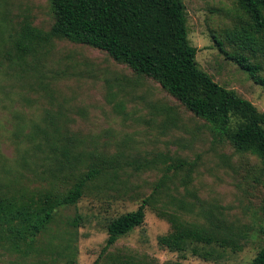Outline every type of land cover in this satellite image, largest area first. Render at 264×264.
Returning <instances> with one entry per match:
<instances>
[{"label":"rangeland","instance_id":"rangeland-1","mask_svg":"<svg viewBox=\"0 0 264 264\" xmlns=\"http://www.w3.org/2000/svg\"><path fill=\"white\" fill-rule=\"evenodd\" d=\"M183 1L188 38L198 49L199 67L264 112V86L228 58L214 38L225 40V49L233 51L226 33L244 14L236 1ZM26 17L35 26L50 30L55 21L50 0H0V21L18 22ZM2 32L0 29L5 37ZM42 63L46 73L32 72V78H23L9 66L0 75V178L17 183L19 144L14 132L18 122L41 123L46 114L60 117V124L79 134L87 149L120 155L124 163L107 181L100 180L98 187L93 184L76 206L64 211L70 217L82 216L76 264H108V256L115 254H133L146 264H252L264 246V163L257 155L236 150L217 135L209 121L182 105L160 82L137 74L101 49L54 39ZM261 74L264 76V70ZM134 160L140 167L130 163ZM172 160L194 164V170L186 174L191 166L175 169ZM4 163L12 167L9 173ZM22 168V179L30 189L43 184L29 167L18 170ZM164 174L170 176L168 186L177 200L176 217L206 225L201 205L205 209L218 205L230 222L248 232L243 248L190 243L183 251H173L161 244L159 238L173 229L169 215L174 211L166 209L168 197L163 193L154 205L147 206L142 225L104 251L109 221L136 210ZM195 249L211 254L202 257ZM36 258L54 264L51 253L32 256ZM55 258L56 264H66V258ZM25 261L0 242V264Z\"/></svg>","mask_w":264,"mask_h":264},{"label":"trees","instance_id":"trees-1","mask_svg":"<svg viewBox=\"0 0 264 264\" xmlns=\"http://www.w3.org/2000/svg\"><path fill=\"white\" fill-rule=\"evenodd\" d=\"M235 1L244 14L226 33L233 51H227L225 40H219L216 35L215 41L228 58L264 86L261 74L264 0ZM50 2L55 21L48 31L35 26L30 17L18 22L8 18L0 21L5 34V37L0 35V75L8 66L23 78H32V72L45 74L42 57L48 54L54 39L66 38L98 48L137 74L160 82L182 105L209 121L218 136L229 140L238 151L257 155L264 163V112L234 89L214 81L199 67L198 49L188 38L183 0ZM59 120L60 117L50 114L43 117V122L33 125L23 120L14 132L19 144L18 169L29 167L33 176L43 182L40 187L30 189L22 179L23 168L14 173L18 184L10 178H0V242L26 259L23 264H34V260L46 264L39 258L32 259L44 253L52 254L54 264L55 256L66 258V264H76L77 229L82 216L70 217L64 211L76 206L93 184L98 187L100 180L107 181L124 164L120 155L87 149L85 140ZM171 162L175 169L191 166L186 174L195 167L182 160ZM130 163L141 165L137 160ZM5 165L9 173L12 167ZM186 177L190 178V174ZM169 179L164 174L136 210L109 221L108 247L104 251L119 237L142 225L147 206L154 205L163 193L168 197L166 209L175 211L177 200L170 192ZM174 211L169 215L173 229L159 238L161 244L173 251H183L190 243L238 250L248 238V232L230 222L218 205L211 209L201 205L200 213L206 218V225L181 220ZM195 253L202 257L211 254L201 253L199 249ZM135 258L133 254H115L107 260L108 264H146L144 259ZM252 264H264V246Z\"/></svg>","mask_w":264,"mask_h":264}]
</instances>
